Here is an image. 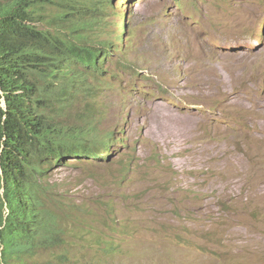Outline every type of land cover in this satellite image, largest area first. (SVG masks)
Returning a JSON list of instances; mask_svg holds the SVG:
<instances>
[{
    "label": "rangeland",
    "instance_id": "1",
    "mask_svg": "<svg viewBox=\"0 0 264 264\" xmlns=\"http://www.w3.org/2000/svg\"><path fill=\"white\" fill-rule=\"evenodd\" d=\"M66 1L34 0L35 26L123 55L101 74L69 63L45 96L49 119L94 148L116 138L106 158L51 165L80 224L62 246L69 264H264V0H99L103 24L85 29L78 8L97 0H73L61 21Z\"/></svg>",
    "mask_w": 264,
    "mask_h": 264
},
{
    "label": "trees",
    "instance_id": "2",
    "mask_svg": "<svg viewBox=\"0 0 264 264\" xmlns=\"http://www.w3.org/2000/svg\"><path fill=\"white\" fill-rule=\"evenodd\" d=\"M0 1V264H69L62 246L69 225L80 224L53 190L51 165L82 155L106 158L114 140L107 135L94 148L96 138L88 142L83 129L51 121L45 96L69 63L96 68L99 52L37 28L34 0L11 7L14 0ZM69 17L64 11L61 21ZM32 73L48 81L38 87Z\"/></svg>",
    "mask_w": 264,
    "mask_h": 264
},
{
    "label": "clouds",
    "instance_id": "3",
    "mask_svg": "<svg viewBox=\"0 0 264 264\" xmlns=\"http://www.w3.org/2000/svg\"><path fill=\"white\" fill-rule=\"evenodd\" d=\"M137 1L138 0H110V2L111 3H116V2H119L122 6H126V8H128V7H130V6H134L136 3H137ZM178 1V0H177ZM181 0H179L178 1V3L180 4H182V2H180ZM2 2V1H1ZM69 2H70V7L69 8H67V6L69 5ZM101 1H99V0H97V1H95V2H92L91 3V5L90 6H85V7H81V8H78V11H77V14H83L84 13V16L87 18L88 16L90 17V18H87V19H83V17L82 18H78V20L77 21H79V22H76L77 24H79V23H81L80 24V26L81 27H83V29H85V28H87L88 26H92V23H93V21H95V23H96V25H102L103 24V21L104 20H100V19H103V13H104V10L102 9V7H101ZM60 6H63L64 8L62 9V11L64 12V11H66V13L68 12V13H70V15H71V17H72V19H74L73 18V15H75V13L76 12H74L73 11V9L75 8V6H74V4H73V0H68V1H66V3H64V4H61L60 3ZM95 7V10L94 11H89V10H86V8H94ZM127 13V12H126ZM125 13V14H126ZM90 14H91V16H90ZM98 16H97V15ZM96 16H97V18H96ZM71 17H69L68 19H70ZM127 19V16L126 17H124V21ZM79 26V27H80ZM124 27H126V25H124ZM102 28V26H100V29ZM262 31L264 32V21H263V24H262ZM85 34H83V32H78V34H77V36L78 37H81V36H84ZM189 36H191V37H193V38H195L196 40H197V42H198V46H199V41H198V39H197V37H195V36H193V35H189ZM189 36H186L185 37V40H186V38L187 37H189ZM109 42V44H110V47H107V46H105L104 45V43L105 42ZM72 42H74V43H77V44H81V45H85V44H82V43H79V42H76V41H72ZM186 42V41H185ZM99 44L97 45V46H93L94 48H96V49H98V52H99V54H98V58H99V61L97 62V65H96V68H93V67H91L90 65H86V64H82V65H84L85 67H89V68H92L94 71H96V72H98V73H102V68H101V64H102V62L101 61H105V58L107 57V58H109V56H110V54H111V57H113L114 55H115V53L118 55V57H117V59L119 60V58L120 59H122L123 58V55H122V53H121V51L118 49V48H116V46H115V43L112 41V40H108V39H102V40H100L99 42H98ZM87 45V44H86ZM89 46H92V45H89ZM187 46H188V44H187ZM197 46V47H198ZM189 47V46H188ZM215 47L218 49V50H222V51H228V52H236V51H234L233 49H234V47H232V46H225V44H217V45H215ZM238 47V46H237ZM240 48H238V50L237 51H239V50H244V48L243 47H241V46H239ZM258 47H261V44H259V46ZM116 49L117 50V52H113V49ZM189 49H190V47H189ZM190 51V50H189ZM105 52H108L107 54L105 53ZM190 54H192L191 53V51H190ZM191 56V55H190ZM81 64V63H80ZM72 79H73V77H72ZM75 83L76 82H74V85H73V87L72 88H74V86H75ZM115 133L114 132H111L110 134H108V136H111L112 137V139L114 140V144L116 145V138H115ZM107 136V135H106ZM105 137V136H104ZM103 137V138H104ZM102 138V139H103ZM101 139V140H102ZM100 140V141H101ZM120 140H122V139H120ZM100 141H99V143H100ZM112 145V146H115V145ZM109 151H110V149H109ZM108 155H110V152H109V154ZM106 157H108V156H106ZM103 159V158H102Z\"/></svg>",
    "mask_w": 264,
    "mask_h": 264
}]
</instances>
